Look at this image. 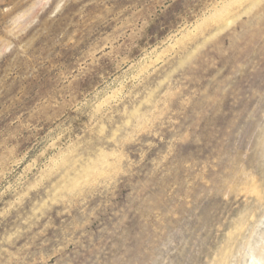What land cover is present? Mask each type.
Here are the masks:
<instances>
[{"label": "rangeland", "instance_id": "rangeland-1", "mask_svg": "<svg viewBox=\"0 0 264 264\" xmlns=\"http://www.w3.org/2000/svg\"><path fill=\"white\" fill-rule=\"evenodd\" d=\"M263 214L264 0H0V264H239Z\"/></svg>", "mask_w": 264, "mask_h": 264}, {"label": "bare ground", "instance_id": "bare-ground-1", "mask_svg": "<svg viewBox=\"0 0 264 264\" xmlns=\"http://www.w3.org/2000/svg\"><path fill=\"white\" fill-rule=\"evenodd\" d=\"M241 253L239 264H264V214L253 227Z\"/></svg>", "mask_w": 264, "mask_h": 264}]
</instances>
